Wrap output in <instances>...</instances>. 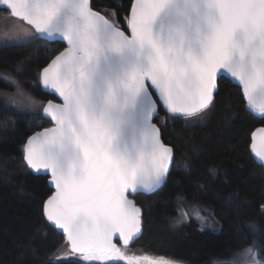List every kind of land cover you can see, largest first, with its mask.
<instances>
[{
	"label": "snow or ice",
	"instance_id": "obj_1",
	"mask_svg": "<svg viewBox=\"0 0 264 264\" xmlns=\"http://www.w3.org/2000/svg\"><path fill=\"white\" fill-rule=\"evenodd\" d=\"M0 25V43L65 42L39 74L62 103L41 105L23 92L20 65L0 74L15 87L8 105L42 106L54 125L23 145L27 168L49 175L55 188L43 203L46 221L84 262L176 264L126 256L117 246L142 231L129 193L155 192L170 174L175 149L154 122L161 105V122L201 119L215 103L218 78L227 75L247 110L264 119V0H130L123 24L115 9L102 13L91 0H0ZM253 141L264 168V129L260 146L255 134ZM187 218L181 211L174 222ZM63 248L49 264L69 261ZM231 264H264L262 250L253 241Z\"/></svg>",
	"mask_w": 264,
	"mask_h": 264
},
{
	"label": "trees",
	"instance_id": "obj_2",
	"mask_svg": "<svg viewBox=\"0 0 264 264\" xmlns=\"http://www.w3.org/2000/svg\"><path fill=\"white\" fill-rule=\"evenodd\" d=\"M91 4L102 13L115 9L123 24L130 0H91ZM63 47L62 41L41 39L1 43L0 74L20 65L16 79L23 92L40 104L55 99L41 88L39 74ZM13 93L15 87L0 78V264H49L61 245L69 257L66 264H101L70 255L63 235L44 218L43 203L52 188L48 176L27 168L22 151L28 135L51 123L39 113L40 106L8 105L6 94ZM165 116L161 107L154 122L163 141L174 147V161L159 189L133 195L143 211V229L129 250L181 264H225L255 241L264 258V170L249 149L251 133L264 125V119L247 110L240 87L223 76L218 79L215 103L203 118L168 116L161 122ZM181 195L208 205L221 221V230H200L194 221L173 227Z\"/></svg>",
	"mask_w": 264,
	"mask_h": 264
},
{
	"label": "rangeland",
	"instance_id": "obj_3",
	"mask_svg": "<svg viewBox=\"0 0 264 264\" xmlns=\"http://www.w3.org/2000/svg\"><path fill=\"white\" fill-rule=\"evenodd\" d=\"M16 23L20 24L22 22L17 21ZM2 27H3V25H0V28H2ZM24 27L27 28L29 26L24 24ZM0 39H2V32H0ZM16 43H18V42H16ZM44 103H41V105H44ZM41 108H42L41 106H40V108H38L39 113H41ZM181 211L188 213V218L187 219H181L179 223L174 222V220L176 218H179V213ZM197 211H200L201 215L209 216L210 220L208 222L201 223L200 219L195 215V213ZM190 221H194L197 224L198 229H200V230L207 229V230H211L213 232H219L221 230V225H222L221 221L214 215L213 211L211 210V208L208 205H206L204 203H194V202L188 201L181 195L177 198L176 216H174L172 218L171 224L173 227H176V226H181L183 224H186ZM127 254L130 256H134V257L143 255L142 253H140L139 251H136V250L127 251ZM161 257L165 258L164 256H154L153 258L158 259ZM233 258H231L230 261L228 263H225V264H231ZM166 259H168L170 261H174V260L167 258V257H166ZM174 262H176V261H174ZM176 264H181V263L176 262Z\"/></svg>",
	"mask_w": 264,
	"mask_h": 264
},
{
	"label": "water",
	"instance_id": "obj_4",
	"mask_svg": "<svg viewBox=\"0 0 264 264\" xmlns=\"http://www.w3.org/2000/svg\"><path fill=\"white\" fill-rule=\"evenodd\" d=\"M43 41H45V42H55V41H46V40H43ZM56 41H62V40H56ZM63 42V41H62ZM65 43V42H64ZM63 50V49H62ZM57 54V53H56ZM55 54V55H56ZM54 55V56H55ZM54 56H52V57H54ZM51 57V58H52ZM49 62V61H48ZM47 65V64H46ZM45 65V66H46ZM221 77V76H220ZM219 77V78H220ZM223 77H226V78H228V79H230L234 84H236V85H238L239 86V84H238V82H236L235 80H233V79H231L229 76H227V75H223ZM218 78V79H219ZM39 82H40V79H39ZM40 85H41V88L44 90V91H46V92H48L49 94H51V95H53L54 96V98L55 99H49V100H51V101H53L54 103H62V100L59 98V96L58 95H56V94H53L52 92H51V90H48V89H45L44 87H43V85L40 83ZM240 87V86H239ZM49 100H47V101H45V103H44V105H46L47 104V102L49 101ZM245 105H246V102H245ZM161 107L163 108V105H161ZM163 110H164V108H163ZM41 115H42V117L43 118H45L44 117V114H43V108H41ZM45 119H47V120H49L50 121V123H51V125H49V126H46V127H44V128H48V127H52V126H54L53 125V122H51V118L50 117H48V118H45ZM44 128H41V129H37V130H34L30 135H28V137L29 136H31V135H33V133H35V132H39V131H42ZM262 129H264V125L263 126H258V127H256L254 130H253V132L251 133V137H250V145H249V149H250V152H251V154H252V156L254 157V159L256 160V158H255V156H254V153H253V151H252V149H251V145H252V143L254 142L253 141V135L255 134V143L257 144V146L259 147L260 146V142H261V130ZM27 137V138H28ZM27 138H26V140H27ZM25 140V141H26ZM164 142V141H163ZM25 143V142H24ZM165 143V142H164ZM167 144V143H166ZM24 145V144H23ZM22 153H23V151H22ZM256 162H257V160H256ZM258 163V162H257ZM26 164V163H25ZM172 164H173V162L171 163V167H172ZM30 170V169H29ZM263 170H264V168H263ZM33 174H35V175H38V174H36L33 170H30ZM43 171V170H42ZM40 175H44V174H40ZM45 176H48V184H49V186L52 188V193L55 191V188H54V185H52L51 183H50V176L49 175H45ZM168 177V176H167ZM166 181V180H165ZM52 193L50 194V195H52ZM142 193H144V192H142ZM135 194V193H134ZM134 194H132V193H129V199L130 200H132V201H134V203L136 204V202H135V200H134V198H133V195ZM146 194H148V193H146ZM49 195V196H50ZM48 196V197H49ZM47 197V198H48ZM47 198H46V200H47ZM136 206L137 207H139L140 209H141V212H142V214H143V211H142V208L139 206V205H137L136 204ZM49 223V222H48ZM50 224V223H49ZM142 229H143V227H142ZM61 233V232H60ZM141 233H142V231L140 232V233H138L137 234V238L134 240V241H132V242H130V244H129V246H127V247H125L124 245H123V243L122 242H119L118 244H117V246L124 252V254L126 255V256H130V255H128L127 254V251H130L129 250V247L138 239V237L141 235ZM62 234V233H61ZM118 240V234H117V236L114 238V242H116ZM65 241H66V239H65ZM67 242V241H66ZM68 250H69V254L70 255H73L72 253H71V249H70V246H68ZM143 255H140V256H135V257H143V256H145V255H147L148 257H150V258H152V259H155V258H153L155 255H152V254H148V253H142ZM152 255V256H151ZM81 258V257H80ZM166 258V257H165ZM82 259V258H81ZM87 263H101V262H87ZM107 263H122V264H126V261H117V262H107Z\"/></svg>",
	"mask_w": 264,
	"mask_h": 264
}]
</instances>
